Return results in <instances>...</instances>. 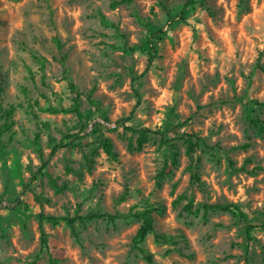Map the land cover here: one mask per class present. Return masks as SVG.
I'll use <instances>...</instances> for the list:
<instances>
[{
  "label": "rangeland",
  "instance_id": "1",
  "mask_svg": "<svg viewBox=\"0 0 264 264\" xmlns=\"http://www.w3.org/2000/svg\"><path fill=\"white\" fill-rule=\"evenodd\" d=\"M119 1L0 0V127L9 125L0 130V264H264V228L247 241L237 215L203 209L237 205L248 224L264 225V0L111 7ZM145 23L156 32L155 55ZM73 99L88 120L46 111ZM94 123L100 135L88 134ZM125 126L202 138L193 150L199 183L189 179L181 140L159 145L151 135L137 151ZM72 131L88 143L109 139L115 158L70 146L32 179L37 149L46 159L49 139ZM76 209L119 218L44 222L43 247L38 214L72 218ZM143 210L151 230L136 248L142 221L133 214Z\"/></svg>",
  "mask_w": 264,
  "mask_h": 264
},
{
  "label": "trees",
  "instance_id": "2",
  "mask_svg": "<svg viewBox=\"0 0 264 264\" xmlns=\"http://www.w3.org/2000/svg\"><path fill=\"white\" fill-rule=\"evenodd\" d=\"M196 0H186L184 7L187 6H191L195 3ZM131 2V0H120L118 3L117 2H113L111 4V7L114 8L116 5L120 4V3H129ZM168 20L170 18V16L168 15V12L166 14ZM139 22L141 23V20H139ZM144 26L147 28V33H148V37H147V45L149 46V49L151 51L152 55L156 54V51L154 49V47H152L151 45V38L153 37V35L156 33L155 31L152 30V25L150 23H145ZM56 44L58 46V48H60L59 42L56 41ZM60 66L62 68V76L64 79H67V74H68V70L65 66V56L62 55V57L59 60ZM69 87L71 91H74V87L71 83H69ZM1 90V89H0ZM264 103V102H263ZM47 112H51V113H57V112H71V113H75L77 118L82 120V121H86L88 120V116L87 115H81L79 112V108H78V104L76 102L75 99H73V103L70 106V108L68 109H55V108H48L46 109ZM13 112V108H9L8 110L4 111V118L8 119L11 116V113ZM100 115L101 119L105 122H107V119H105V117H103L102 114H98ZM6 122H4V124L0 127V130H2L3 128H8L9 125L7 126V124H5ZM252 124L254 125V128L259 129V125L257 123H255L254 121H252ZM86 125L82 126V129H85ZM126 131L130 132L131 134H135L136 135V139H135V150L139 151L141 150L142 146L144 144H146L149 141V136H158L159 137V145H166L168 144V142L170 140H181L183 142V144L185 145V154L186 157L189 160V165L187 166V172L189 173V179L190 181L194 182V183H199V177L197 175V173L195 172V165L197 162V158H195L193 156V150L196 147H200L201 145L204 144V141L202 138L198 137L196 134H186V133H182V134H178L172 131H167V130H162V131H152L150 129L147 128H139V129H134L131 127H124ZM103 129V127L99 124V123H94L91 126L90 131L88 132V134L90 135H100L101 130ZM1 133V132H0ZM88 134L86 135H80L79 132H70L67 135H63L61 136V138L56 141L54 139H49V146L50 148V152L47 156L46 159L43 158V153L41 152L40 148L37 149V152L39 154V157L41 159V164L39 166V168L36 170V172L34 173V175L32 176V179H36L39 176H43L44 174V170L47 167V163L49 161V159L51 157H53L56 153V150L59 149H66L68 147H75V148H80L83 149L86 146H98L101 147L102 150L104 151L105 155L109 158H115V153L112 150V144L110 142L109 139L106 138H100L97 140H95L92 143H88L85 141V137L88 136ZM38 134H35V140L38 139ZM35 144L38 146V143L35 142ZM131 143H129L128 148L131 149ZM173 162L175 163L174 159ZM67 172H70V170H68ZM51 186L54 189V192L56 193H60L62 192L63 189H65V186H61V187H57L53 182H51ZM128 197L127 193H123L122 196L117 200V203L122 202L125 198ZM185 210L190 211L191 208V203H188L185 205ZM203 209L205 211H220V212H228L234 215H237L238 218L243 222L244 224V230H245V235H246V240L250 241L251 238L249 236V233L251 230L254 229H259V228H264V225L260 226V225H250L246 222V216L245 214L240 210V208L237 205H208L205 204L203 206ZM149 210H143V211H139V212H135L133 214V217L136 219H140L142 221L140 228L137 230L136 235L134 236V238L132 239V244L137 248V243L138 241L144 236V234L151 230V219L149 217ZM119 217L116 213L114 214H109V213H93V214H83L80 215L78 212V209H76L75 214L72 218H69L67 216H62V217H45L42 213L38 214V231H39V239H40V243L43 247H47L48 241L46 239V235L43 231V223L44 222H49L51 225H57L58 222H64L66 225H68L70 228H72L73 224L75 222H78L80 224H83L84 222H89V221H94V220H106V221H114L117 220ZM156 239L161 238L159 235L155 234L154 236ZM145 259L148 262H151L150 257L148 256H144ZM49 264H54L53 263V259L50 257L49 258Z\"/></svg>",
  "mask_w": 264,
  "mask_h": 264
}]
</instances>
